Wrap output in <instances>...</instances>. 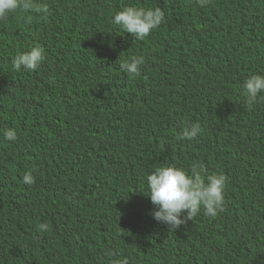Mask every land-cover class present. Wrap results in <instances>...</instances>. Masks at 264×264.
<instances>
[{
    "label": "trees",
    "instance_id": "obj_1",
    "mask_svg": "<svg viewBox=\"0 0 264 264\" xmlns=\"http://www.w3.org/2000/svg\"><path fill=\"white\" fill-rule=\"evenodd\" d=\"M33 2L48 13L0 23V264H264V102L242 94L264 75V0ZM127 6L164 20L135 40L112 23ZM35 46L43 64L17 71ZM194 162L227 178L223 210L168 228L147 176Z\"/></svg>",
    "mask_w": 264,
    "mask_h": 264
},
{
    "label": "clouds",
    "instance_id": "obj_2",
    "mask_svg": "<svg viewBox=\"0 0 264 264\" xmlns=\"http://www.w3.org/2000/svg\"><path fill=\"white\" fill-rule=\"evenodd\" d=\"M204 6L208 0H197ZM18 10L35 11L47 14L48 5L34 3L33 0H0V23H7L10 16ZM46 18V17H45ZM164 20L161 9H145L143 7L127 6L114 15L112 23L138 41L146 39L150 33L159 27ZM45 50L42 46L32 47L30 51L19 53L12 61L14 68L29 72L36 71L45 61ZM144 58L133 56L120 63V70L134 76L138 73ZM242 94L249 106L264 102V75H252L242 85ZM201 132L199 123L186 127L182 132L183 139H195ZM3 138L12 142L17 139L15 129L8 128L3 132ZM206 169L201 163L194 162L191 173L183 168L162 166L156 168L147 176V187L154 220L168 228L178 229L181 225L198 215L203 209L204 215L215 218L223 210L226 177L223 174L205 175ZM25 185L35 182L33 175L25 173L22 177ZM48 225H38L40 231H46ZM117 264H129L128 259L119 260Z\"/></svg>",
    "mask_w": 264,
    "mask_h": 264
}]
</instances>
